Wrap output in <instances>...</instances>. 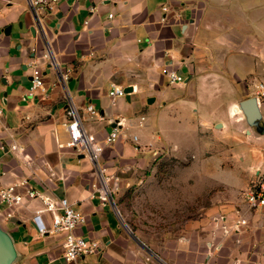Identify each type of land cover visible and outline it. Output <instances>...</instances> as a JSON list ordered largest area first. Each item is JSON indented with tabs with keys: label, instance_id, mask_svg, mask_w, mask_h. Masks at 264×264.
<instances>
[{
	"label": "crops",
	"instance_id": "1",
	"mask_svg": "<svg viewBox=\"0 0 264 264\" xmlns=\"http://www.w3.org/2000/svg\"><path fill=\"white\" fill-rule=\"evenodd\" d=\"M29 2L0 0V190L27 182L17 188L21 204L0 199L2 264H264V206L251 208L239 193L208 207L193 203L192 217L159 239L143 237L119 208L128 197L122 191L143 181L136 172L162 145L179 148L181 132L197 135L213 124L227 130L232 108L264 72V0H60L43 12L42 38L31 30ZM34 63L43 85L31 95ZM170 72L183 82L170 84ZM261 85L252 97L262 117ZM113 86L132 91L112 100ZM70 102L101 143L124 124L99 162L107 179L120 181L114 202L100 197L96 164L68 144ZM63 197L86 217L74 234L100 246L74 261L64 257V233L39 229H50L54 215L44 199Z\"/></svg>",
	"mask_w": 264,
	"mask_h": 264
},
{
	"label": "rangeland",
	"instance_id": "2",
	"mask_svg": "<svg viewBox=\"0 0 264 264\" xmlns=\"http://www.w3.org/2000/svg\"><path fill=\"white\" fill-rule=\"evenodd\" d=\"M260 79L264 81V72L254 83ZM254 83L249 97L257 96ZM261 102L263 116L257 121L249 122L239 113L231 115L227 130L220 124H213L197 135L181 132L182 146L176 148L173 141L171 146L162 145L157 153L152 154L148 164L136 172L143 181L122 191L121 194L126 192L128 197L125 209L119 208L127 211L123 213L143 237L159 239L163 233L169 232L167 227L191 218L195 202L208 207L213 198L230 193L245 197L246 192L262 178L264 99L261 98ZM177 193L185 195L179 197ZM197 194L200 197L194 199ZM116 201L118 203V198Z\"/></svg>",
	"mask_w": 264,
	"mask_h": 264
},
{
	"label": "built area",
	"instance_id": "3",
	"mask_svg": "<svg viewBox=\"0 0 264 264\" xmlns=\"http://www.w3.org/2000/svg\"><path fill=\"white\" fill-rule=\"evenodd\" d=\"M60 0H30L29 5L32 10L38 29L43 30L42 15L45 10L52 11L56 3ZM163 10L167 11L168 6H162ZM113 14H110L112 17ZM67 74H63V78H66ZM170 84H178L183 82V77L176 72L169 73ZM43 85V74L41 68L34 63L32 65V85L29 94L34 95L38 89H41ZM128 94L125 88L119 86H113L109 91V96L112 100L117 97L125 96ZM258 95L264 99V86H260ZM90 113L95 114L96 110L91 105L88 107ZM2 110L0 109V115ZM67 121L65 126L69 132L70 140L69 146L75 147L77 151L86 154L98 167L102 176V185L100 188V197L103 201L114 202L115 195L121 188L120 181L117 178L107 179L103 173V169L100 167V157L104 151L105 144L115 143L123 134L122 129L124 124L119 121L113 130L106 137L105 143H101L97 140L95 135L89 133L81 119L78 108L74 103L70 102L66 108ZM145 125V116H140L138 126L143 127ZM135 142H138V136H132ZM14 146L13 148H15ZM27 182L22 181L18 184L10 185L0 190V199L4 201L9 207L21 204L23 202L24 195L18 192L19 186H24ZM27 195L29 197L37 196L31 189H27ZM245 199L251 208H259L264 206V175L260 178L245 194ZM46 208L53 212L52 226L47 229L43 225L39 228L40 232L49 230L52 233H64V257L67 261H74L82 256L93 254L100 250V246L97 242L89 241L82 236L74 234V229L86 220L85 215L74 208L73 204L66 197L60 198L57 202L46 198L44 199ZM56 212V213H54ZM39 217V216H38ZM245 223V220L242 221Z\"/></svg>",
	"mask_w": 264,
	"mask_h": 264
},
{
	"label": "water",
	"instance_id": "4",
	"mask_svg": "<svg viewBox=\"0 0 264 264\" xmlns=\"http://www.w3.org/2000/svg\"><path fill=\"white\" fill-rule=\"evenodd\" d=\"M34 35L40 34L41 38L44 37L46 31L38 29V27L34 26L32 29ZM10 28L8 27L6 33L9 34ZM127 93L132 91L131 87L125 89ZM153 99H150L149 102H152ZM240 110L245 114L247 120L249 122H255L261 118V112L259 109L258 101L256 97H249L243 100L240 104ZM7 253V244L3 237L0 235V264L3 263V259Z\"/></svg>",
	"mask_w": 264,
	"mask_h": 264
},
{
	"label": "bare ground",
	"instance_id": "5",
	"mask_svg": "<svg viewBox=\"0 0 264 264\" xmlns=\"http://www.w3.org/2000/svg\"><path fill=\"white\" fill-rule=\"evenodd\" d=\"M238 110H240V108H239V107L237 108V106H234V107L232 108V114H233V115H237V114H238V112H237Z\"/></svg>",
	"mask_w": 264,
	"mask_h": 264
}]
</instances>
